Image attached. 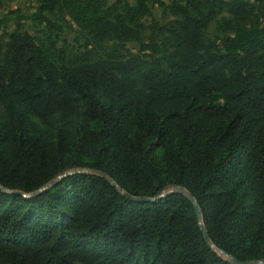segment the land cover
<instances>
[{
	"label": "trees",
	"instance_id": "trees-1",
	"mask_svg": "<svg viewBox=\"0 0 264 264\" xmlns=\"http://www.w3.org/2000/svg\"><path fill=\"white\" fill-rule=\"evenodd\" d=\"M33 1L0 16V264H232L180 193L90 172L19 193L76 168L181 186L212 244L264 259V0Z\"/></svg>",
	"mask_w": 264,
	"mask_h": 264
},
{
	"label": "water",
	"instance_id": "water-1",
	"mask_svg": "<svg viewBox=\"0 0 264 264\" xmlns=\"http://www.w3.org/2000/svg\"><path fill=\"white\" fill-rule=\"evenodd\" d=\"M75 172H90V173H96L98 175H101L103 177H105L112 185H114L116 187V189L118 191H120L121 193L125 194L127 197H129L132 200L135 201H143V202H153L156 200H160L172 193H180L182 195H184L192 204L194 211L196 213L203 237L205 239V241L210 245V247H212V249H214L219 255H221L222 257H224L225 259H227L228 261H230L232 264H264V259L261 260H249V261H241L238 260L237 258L227 254L226 252L218 249L214 244H212V242L209 239V236L207 234V231L204 227V225L202 224V217H201V210L199 207L198 202L196 201V199L193 198V196L187 192L183 187L181 186H174V187H169L165 190H163L161 193H159L158 195H155L153 197L150 196H132L128 193H126L113 179H111L110 177H108L105 173L100 172V171H96V170H92V169H81V168H76V169H69L66 170L60 174H58L57 176H55L52 180H50L48 183H46L45 185H43L42 187L38 188L37 190L31 192V193H24V192H19L21 193L23 196L25 197H31L33 195H36L40 192H42L43 190H46L47 188H49L50 186H52L57 180L61 179L62 177L75 173ZM3 190H6L2 187H0Z\"/></svg>",
	"mask_w": 264,
	"mask_h": 264
},
{
	"label": "rangeland",
	"instance_id": "rangeland-1",
	"mask_svg": "<svg viewBox=\"0 0 264 264\" xmlns=\"http://www.w3.org/2000/svg\"><path fill=\"white\" fill-rule=\"evenodd\" d=\"M34 6L35 3L33 0H5L3 3L2 8H0V16L5 13L8 9H14L18 8L20 9L22 14H29L34 11ZM153 13L154 16L159 18L161 23L165 22L167 20V17H165L160 9L156 7L155 5L153 6ZM226 19H228V16H224ZM231 30L226 26L225 22L223 21V18L220 16L216 18L215 21H213L206 32V36L209 38H215V37H221L225 34H230ZM77 34V28L73 24H65V29L63 32L58 33V38L62 42L66 41L69 43H73L74 36ZM148 37V31L145 32L143 36V40L146 41ZM58 44H60V42ZM129 47L131 50L133 49V45L130 44ZM2 111V107L0 105V113Z\"/></svg>",
	"mask_w": 264,
	"mask_h": 264
}]
</instances>
